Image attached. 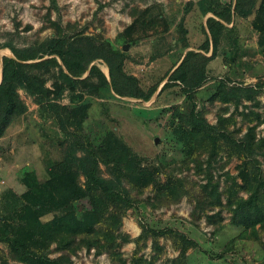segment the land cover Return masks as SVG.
Segmentation results:
<instances>
[{
    "label": "trees",
    "instance_id": "obj_1",
    "mask_svg": "<svg viewBox=\"0 0 264 264\" xmlns=\"http://www.w3.org/2000/svg\"><path fill=\"white\" fill-rule=\"evenodd\" d=\"M49 3L56 7V0H49ZM101 5L99 3L98 7ZM195 5L204 16V38L197 48L207 52L210 47V54L191 48L186 49L181 58L180 53L174 64L180 59L179 62L156 95L171 85H176L183 94L185 104L176 114L189 137V150L182 163L186 165L192 161L194 171L203 174L201 182L166 171L153 161H143V157L110 130L94 141L76 121L70 106L60 101L64 90L77 88L95 89L99 97L116 94L144 101L155 91L159 81L143 87L138 77L124 67L127 53L112 46L101 31L86 33L84 27L74 29L70 23L64 26L56 17L49 19L52 32L42 39L23 46L0 43V47L5 46L11 52V55H0V136L27 108L19 90L36 104L39 115L50 117L62 133L58 141L61 156L45 167L44 178L27 187L19 197L15 194V197L0 201V243H3L0 264H70V254L81 247L92 248L94 254L105 252L114 263H123L119 248L129 241L133 242L129 264H155L165 252L161 239L168 240L176 251L165 264H188L186 250L196 242L184 232L170 226L152 227L140 221L135 236L121 229L122 217L141 200L146 187L151 192V198L147 199L150 207L174 203L185 196L192 203L191 219L202 215L204 223L212 225L214 230L222 226V210H226L227 222L240 227L237 236L257 241L264 264V240L261 238L264 232V172L259 160L261 157L264 161V133L255 137L256 125L264 122V106L258 111L243 103V100H252L257 105L259 93L264 102V80H256L253 84H228L226 79L219 78L205 83V64L216 54V46L224 32L232 29L235 17L251 15L250 25L256 32L258 50L264 59V0H195ZM153 8L132 9L133 18L121 32L126 41L140 38L138 33L131 34L133 30L152 28L156 32L159 22L164 24L161 29L168 28L161 7L155 11ZM207 12L210 14L205 15ZM173 27L175 36L171 41L182 50L188 46L182 16ZM156 42L161 44L154 39L151 41L154 46ZM169 48L171 44L166 42L164 50ZM98 62L106 66L107 76ZM85 71L94 74V79L81 81ZM204 101L225 105L216 113L213 123L205 117ZM228 104L233 107L230 111H227ZM235 113L248 122L240 136H237L238 128L233 126ZM199 153H204L205 157L200 158ZM220 154L226 161L237 160L236 172L225 171L221 181L211 172ZM161 172L163 177H160ZM5 196L6 193H2L1 197ZM81 199L87 202V207L81 210L74 223L67 222L63 214L55 213L57 208ZM51 212V216L43 218ZM148 239L149 252L145 255L142 250ZM51 244L54 251H58L53 257L46 252ZM8 258L12 262L7 261Z\"/></svg>",
    "mask_w": 264,
    "mask_h": 264
},
{
    "label": "rangeland",
    "instance_id": "obj_2",
    "mask_svg": "<svg viewBox=\"0 0 264 264\" xmlns=\"http://www.w3.org/2000/svg\"><path fill=\"white\" fill-rule=\"evenodd\" d=\"M99 3L102 4L101 7H98ZM145 6H154L152 11L161 7L168 28L161 29L164 24L159 22L156 32H153L152 28L133 30L131 34L138 33L140 38L133 42L126 41L121 32L133 18L132 9ZM179 16L183 17L187 31L188 46L182 50L171 41L175 36L173 23ZM56 17H59L64 26L70 23L74 29L84 27L86 33L101 31L112 46L127 53L124 67L138 77L143 87L159 81L155 91L145 101L116 94L99 97L95 89L64 90L60 101L70 106L80 126L94 141L110 130L132 151L143 157V161H153L166 171H174L201 182L203 174L194 171L193 162L189 161L186 165L182 163L188 157L189 150V137L176 114L185 104L183 94L176 85H171L156 95L169 74L170 67L175 63L174 60L182 51L184 53L186 49L191 48L206 53L197 48L204 38V16L198 12L195 0H56L55 8L50 6L49 0H0V43L11 42L13 45L23 46L42 39L52 32L53 27L49 19ZM250 18L251 15L235 17L232 29L224 32L216 46V54L220 55V63L224 66L219 65L217 71L210 67L207 72L205 67V83L219 78L226 79L228 84H253L256 80H264V59L259 53L258 39L250 25ZM171 19H174V22H170ZM153 39L161 44L156 42L154 46L151 43ZM166 42L171 44L169 50H164ZM1 54L11 55V52L3 46L0 47ZM98 64L106 71L104 63ZM93 79L94 74H88L87 71L81 76V81ZM46 83L49 84L50 81L47 80ZM19 93L27 108L6 126L0 136V201L15 197V194L19 197L27 187L37 180H42L45 167L61 156L58 141L62 139V133L50 117L39 115L36 104L27 94L22 90H19ZM256 98L259 101L257 105H254L252 100H243V103L260 111L264 106L263 96L259 93ZM186 104L189 105L188 101ZM204 105L207 109L205 117L210 123L215 121L216 113L225 107L218 101H204ZM227 106V111L233 109L231 104ZM241 108L239 105L238 109ZM253 122L254 120L249 123ZM247 123L242 120L240 114L235 113L233 126L238 128L237 136L242 135ZM263 133L264 122H261L255 127V137ZM199 154L200 158L205 157L204 153ZM259 160L264 172V161L261 157ZM236 162L235 158L226 161L223 154L217 155L211 172L221 181L225 171L231 174L236 172ZM103 174H106L105 171ZM160 177H163V172ZM2 193H6V196L1 197ZM150 195L151 192L146 187L140 196L141 200L127 209L122 217L121 229L130 236L139 232V221L157 228L170 226L196 241V245L190 247L192 250L186 259L188 264H262V250L259 244L253 239L237 236L240 227L227 222L226 210H222V226L214 230L212 225L204 223L202 215L191 219L189 211L192 203L185 196L174 203L150 207L147 202V199L151 198ZM86 207L87 202L81 199L57 208L55 213L63 214L67 222L74 223L81 210ZM51 214L52 212L46 213L43 218ZM261 238L264 240V232L261 233ZM161 241L165 243V252L155 264H165L169 257L176 254L168 240ZM0 245L3 247V243ZM132 248L133 242L123 243L119 249L124 262L114 263L105 252L94 254L92 248L85 250L81 247L70 254V264H129ZM142 251L145 255L149 252V239ZM46 252L51 257L58 254V251H54L53 244ZM7 261L12 262L9 258Z\"/></svg>",
    "mask_w": 264,
    "mask_h": 264
},
{
    "label": "crops",
    "instance_id": "obj_3",
    "mask_svg": "<svg viewBox=\"0 0 264 264\" xmlns=\"http://www.w3.org/2000/svg\"><path fill=\"white\" fill-rule=\"evenodd\" d=\"M207 15H209L210 13L209 12H207L206 13ZM228 26L230 25V23H228L227 24ZM251 39V38H250ZM248 40L246 39V42H247ZM182 53H183V51L181 52V55H182ZM210 54V47L208 48V50H207V52L205 53V55H209ZM181 55H180V57H181ZM178 61V60H177ZM179 62V61H178ZM178 62H176V64L178 63ZM176 64H174V65H172L171 67H170V71L173 69V67L176 65ZM219 65L220 66H224L223 64H221L220 63V55H217V54H215L212 58H210V59H208L207 60V62H206V72H207V69L208 68H214V70H219ZM106 67V66H105ZM102 70V69H101ZM103 71V70H102ZM103 73L107 76V68H106V71H103ZM134 74V73H133ZM150 98V97H149ZM137 99H140V98H137ZM62 102V101H61ZM134 231V233L136 232V228L133 230ZM196 242V241H195ZM192 250V248H188L187 250H186V259H188L189 258V252ZM173 251V250H172ZM167 252H168V247H167ZM174 253H176L175 251H174Z\"/></svg>",
    "mask_w": 264,
    "mask_h": 264
},
{
    "label": "water",
    "instance_id": "obj_4",
    "mask_svg": "<svg viewBox=\"0 0 264 264\" xmlns=\"http://www.w3.org/2000/svg\"><path fill=\"white\" fill-rule=\"evenodd\" d=\"M156 140H157V137L154 138V141H156Z\"/></svg>",
    "mask_w": 264,
    "mask_h": 264
}]
</instances>
